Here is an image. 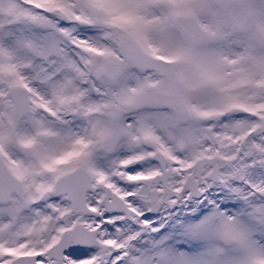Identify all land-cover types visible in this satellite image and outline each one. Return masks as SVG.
<instances>
[{"label": "snow or ice", "instance_id": "6c2138e0", "mask_svg": "<svg viewBox=\"0 0 264 264\" xmlns=\"http://www.w3.org/2000/svg\"><path fill=\"white\" fill-rule=\"evenodd\" d=\"M0 264H264V0H0Z\"/></svg>", "mask_w": 264, "mask_h": 264}]
</instances>
